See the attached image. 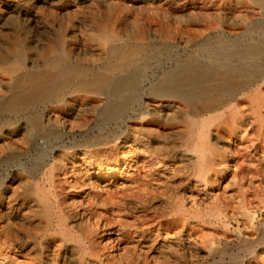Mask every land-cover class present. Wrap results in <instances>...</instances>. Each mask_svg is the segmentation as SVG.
I'll use <instances>...</instances> for the list:
<instances>
[{"label": "rangeland", "instance_id": "rangeland-1", "mask_svg": "<svg viewBox=\"0 0 264 264\" xmlns=\"http://www.w3.org/2000/svg\"><path fill=\"white\" fill-rule=\"evenodd\" d=\"M240 2L0 0V58L15 61L0 62V103L19 74L43 72L48 60L103 70L106 49L116 45L142 46L146 76L158 82L165 71L203 61L197 45L211 36L232 25L239 32L258 27L259 8ZM76 86L26 115L0 114V264H264V110L246 119L247 133L234 131L238 114L228 127L212 128L208 119L217 114L197 116L161 98L145 100L139 119L120 115L104 123L107 98L75 93ZM256 88L264 104V85Z\"/></svg>", "mask_w": 264, "mask_h": 264}, {"label": "bare ground", "instance_id": "bare-ground-1", "mask_svg": "<svg viewBox=\"0 0 264 264\" xmlns=\"http://www.w3.org/2000/svg\"><path fill=\"white\" fill-rule=\"evenodd\" d=\"M27 1V0H26ZM159 1V0H158ZM168 1V0H166ZM172 1V0H171ZM214 1V0H213ZM228 5L239 6L240 0H227ZM29 2V1H28ZM155 2V1H154ZM260 11L263 19L258 27L239 32L237 25H230L229 32L223 30V35L208 39L198 46L202 50L203 61L191 60L186 64L174 70L164 72L163 79L157 82V76L147 77L146 68L142 60L144 49L142 46H111L106 49L109 56L106 68L103 70H94L88 68L73 67L59 61L48 60L45 70L40 73H26L16 76L9 85L8 95L0 103L1 115H26L31 110L49 101L60 99L65 93L70 91V84L76 82L75 93H95L104 95L107 98V104L103 110L104 123L115 117L125 116L127 121L141 118L143 110L146 107L145 100L161 98L181 102L184 110L195 113L197 116L217 114L212 118L208 127L222 128L223 125L229 126V119L234 114L239 115L240 127L234 128V131L240 129L239 133H247L248 126L246 119L252 115H260L264 110L263 102L256 100L255 88L258 89L264 85V33L254 34L256 29H264V0H251ZM9 3V2H8ZM11 3V2H10ZM19 3V2H18ZM176 3V2H175ZM212 3V2H211ZM22 4V3H21ZM170 4V3H169ZM179 5V3H177ZM1 5V4H0ZM26 5V3L24 4ZM37 5V4H36ZM183 5V4H182ZM243 5V4H242ZM18 6V5H17ZM32 6V5H31ZM42 6V5H41ZM45 6V5H44ZM13 7V6H12ZM11 7V8H12ZM40 7V6H39ZM180 7H182L180 5ZM207 7V6H206ZM29 8V7H28ZM179 8V7H178ZM186 8V7H185ZM10 10V9H9ZM185 10V9H184ZM33 11V10H32ZM38 11V10H36ZM35 11V13H36ZM58 12V11H57ZM1 13V12H0ZM49 14V13H48ZM59 14V13H58ZM109 14V13H108ZM4 15V14H3ZM19 15V14H18ZM36 15V14H35ZM38 15V14H37ZM15 16V15H13ZM61 16V15H60ZM59 16V17H60ZM41 17V16H40ZM43 17V16H42ZM46 17V15H45ZM64 17V16H63ZM110 17V16H108ZM62 18V17H61ZM6 19V17H5ZM9 19V18H8ZM11 19V18H10ZM26 19V18H25ZM32 19V17H31ZM53 19V18H52ZM105 19V18H104ZM261 19V18H260ZM13 20V18H12ZM29 20V19H28ZM33 20V19H32ZM39 20V19H38ZM42 20V18H41ZM50 20V19H49ZM106 20V19H105ZM10 21V20H8ZM14 21V20H13ZM24 21V20H23ZM34 21V20H33ZM32 21V22H33ZM53 21V20H52ZM258 21V20H257ZM256 21V22H257ZM21 22V21H20ZM252 22V21H251ZM255 22V21H254ZM255 22V23H256ZM56 23V22H55ZM258 23V22H257ZM5 24V23H4ZM99 24V23H97ZM29 25V24H28ZM38 25V24H37ZM248 25V24H247ZM2 26V25H1ZM64 27V26H63ZM100 27V26H99ZM106 27V25H105ZM2 28V27H1ZM4 28V27H3ZM244 28V27H243ZM52 29V28H51ZM63 29V28H62ZM100 29V28H99ZM102 29V28H101ZM107 29V27H106ZM112 29V28H111ZM221 29V28H220ZM13 30V29H12ZM15 30V29H14ZM17 30V29H16ZM32 30V29H31ZM108 30V29H107ZM21 31V30H20ZM41 31V30H40ZM99 31V30H98ZM101 31V30H100ZM103 31V30H102ZM17 32V31H15ZM34 32V31H33ZM47 32V31H46ZM45 32V33H46ZM55 32V31H54ZM54 32H52L54 34ZM66 32V31H65ZM106 32V31H105ZM109 32V31H108ZM215 32V31H214ZM29 33V31H28ZM35 33V32H34ZM33 33V35H34ZM59 33V32H57ZM63 33V31H62ZM104 34V32H102ZM260 33V31H259ZM20 34V32L18 33ZM40 34V33H36ZM56 34V32H55ZM64 34V33H63ZM66 34V33H65ZM106 34V33H105ZM114 34V33H113ZM15 35V33H14ZM46 35V34H45ZM50 35V34H49ZM108 35V34H107ZM16 36V35H15ZM20 36V35H19ZM61 36V35H60ZM34 37V36H33ZM48 37V36H47ZM53 37V36H52ZM56 37V35H55ZM65 37V36H64ZM63 37V38H64ZM207 37V36H206ZM204 37V38H206ZM15 38V37H14ZM46 38V36H45ZM54 38V37H53ZM36 39V37L34 38ZM1 40V39H0ZM9 40V39H8ZM46 40V39H45ZM51 40V39H49ZM48 40V42H49ZM54 40V39H53ZM203 40V39H202ZM2 41V40H1ZM5 41V40H4ZM11 41V40H10ZM100 41V40H99ZM139 41V40H138ZM142 41V40H141ZM19 42V41H18ZM47 42V41H46ZM52 43V41H50ZM55 42V41H54ZM117 42V41H116ZM126 42V41H125ZM124 42V44H125ZM3 43V42H2ZM7 43V42H6ZM37 43V42H36ZM109 43V41H108ZM123 43V42H121ZM130 43V42H129ZM139 43V42H138ZM4 44V43H3ZM19 44V43H18ZM66 44V43H65ZM111 44V43H110ZM120 44V43H119ZM8 45V44H7ZM26 45V44H25ZM28 45V44H27ZM31 45V44H30ZM109 45V44H108ZM10 46V45H9ZM29 46V45H28ZM101 46V45H100ZM144 46V45H143ZM217 47L213 49V47ZM3 47V46H2ZM32 46L29 47V49ZM163 47V46H162ZM5 48V47H4ZM11 48V47H10ZM14 48V47H13ZM33 48V47H32ZM159 48V47H158ZM156 48V49H158ZM187 48V47H186ZM18 49H21L18 46ZM94 49V48H93ZM101 49V48H100ZM151 47L149 48V50ZM154 49V50H156ZM160 49V48H159ZM166 49V48H165ZM164 49V50H165ZM184 49V48H183ZM9 50V49H8ZM11 50V49H10ZM35 50V48L33 49ZM40 50V49H39ZM152 50V51H154ZM163 50V51H164ZM200 50V52H201ZM15 51V50H14ZM37 51V50H36ZM68 51V50H67ZM199 51V50H198ZM196 50V52H198ZM3 52V51H2ZM28 50L26 51V53ZM105 52V51H104ZM161 52V51H160ZM170 52V51H168ZM9 53V52H8ZM11 53V52H10ZM36 53V52H35ZM157 53V52H156ZM163 53V52H162ZM161 53V54H162ZM1 54V53H0ZM12 54V53H11ZM160 54V55H161ZM195 54V51H194ZM202 54V53H201ZM15 59H19L17 64L23 63L22 55L16 51ZM29 55V54H28ZM27 55V57H28ZM142 55V56H141ZM146 55V54H145ZM152 55V54H151ZM150 55V56H151ZM155 55V54H154ZM198 55V54H197ZM67 56V55H66ZM141 56V57H140ZM1 57V64H10L15 62L13 59ZM107 57V56H106ZM152 57V56H151ZM159 57V56H158ZM143 58V59H144ZM149 58V57H148ZM198 58V56H197ZM34 59V58H33ZM56 59V58H55ZM150 59V58H149ZM196 59V58H195ZM143 62H142V61ZM152 60V59H151ZM155 60V59H154ZM141 61V62H140ZM105 62V61H104ZM140 62V63H139ZM151 63V62H150ZM178 63V64H179ZM99 64V63H98ZM153 64V63H152ZM32 65V64H30ZM29 66V64H28ZM151 66V65H150ZM158 67V66H157ZM165 67V66H164ZM31 68V67H30ZM33 68V67H32ZM4 69V68H3ZM156 69V68H155ZM159 69V68H157ZM170 69V68H169ZM29 70V69H28ZM153 70V69H152ZM160 70V69H159ZM155 70V71H159ZM30 72V71H29ZM14 73V72H13ZM158 74V73H157ZM15 75V74H14ZM13 76V75H12ZM10 76V77H12ZM9 81V80H8ZM76 85V84H75ZM260 86V87H259ZM86 96V95H85ZM159 101V100H158ZM172 102V101H171ZM55 103V102H54ZM158 103V102H157ZM250 103L249 108L245 104ZM180 104V103H179ZM172 104L164 106L168 109ZM105 106V105H104ZM181 108V107H180ZM179 108V109H180ZM245 108V111H244ZM190 109V110H189ZM252 111L249 113V111ZM146 112V111H145ZM221 112V113H220ZM190 113V112H189ZM184 114V113H183ZM188 114V113H187ZM194 114V115H195ZM150 115V114H149ZM151 116V115H150ZM185 116V115H184ZM192 117V116H191ZM263 117V116H262ZM39 114H36L32 120L33 129L40 128ZM184 118V117H183ZM203 118V117H202ZM200 117V119H202ZM185 119V118H184ZM264 119V118H262ZM219 121V122H218ZM135 122V121H134ZM141 122V120H140ZM201 122V121H200ZM205 122V120H204ZM203 122V123H204ZM245 122V125H244ZM248 122V121H247ZM258 122V121H257ZM156 123V122H155ZM202 123V124H203ZM130 124V123H129ZM181 124V123H180ZM264 124V123H263ZM204 125V124H203ZM207 125V124H206ZM235 125V124H234ZM250 125V124H249ZM200 126V124H199ZM202 127V126H201ZM212 127V128H213ZM224 127V126H223ZM245 127V129H244ZM254 127V126H252ZM264 127V126H263ZM183 128V127H182ZM189 128V127H188ZM193 128V127H192ZM195 128V127H194ZM257 128V127H256ZM190 129V128H189ZM188 129V130H189ZM197 129V128H196ZM200 129V128H199ZM207 129V126H206ZM205 129V130H206ZM229 129V128H228ZM160 130V129H159ZM158 130V131H159ZM194 130V129H193ZM198 130V129H197ZM211 130V129H210ZM201 131V130H200ZM190 132V131H189ZM197 132V131H196ZM206 132V131H204ZM208 132V131H207ZM183 133V132H182ZM234 133L235 135L239 134ZM253 133V132H252ZM262 133V132H261ZM37 134V133H36ZM127 134V133H126ZM201 134V133H200ZM205 134V133H203ZM210 134V133H209ZM191 135V134H190ZM199 135V134H198ZM197 135V136H198ZM187 136V135H186ZM210 136V135H209ZM120 137V136H119ZM127 137V136H126ZM188 137V136H187ZM185 137V138H187ZM192 137V136H191ZM204 137V136H203ZM251 137V136H249ZM197 138H201L200 136ZM208 138V137H207ZM196 139V138H195ZM133 140V139H132ZM158 140V139H157ZM240 140V139H239ZM123 141V140H122ZM196 141V140H195ZM194 141V142H195ZM229 141V140H228ZM234 141V140H233ZM197 142V141H196ZM254 142V141H253ZM252 142V143H253ZM188 143V142H187ZM207 144V142H205ZM257 143V142H256ZM189 144V143H188ZM204 144V143H202ZM124 145V144H123ZM130 145V144H129ZM174 145V144H173ZM185 145V144H183ZM195 145V144H194ZM209 145V144H208ZM234 145V144H233ZM131 146V145H130ZM147 146V145H146ZM203 146V145H202ZM134 147V146H133ZM137 147V146H136ZM187 147V146H186ZM127 148V147H125ZM155 148V147H154ZM153 148V149H154ZM181 148V147H180ZM193 148V147H192ZM196 148V147H195ZM209 148V147H207ZM243 148V147H242ZM188 149V148H187ZM198 149V148H197ZM239 149V147L237 148ZM244 149V148H243ZM247 149V148H246ZM264 149V148H263ZM122 150V149H121ZM193 150V149H192ZM126 151V150H125ZM149 151V150H148ZM183 151V150H182ZM187 151V150H186ZM209 151V150H208ZM232 151V150H231ZM246 151V150H245ZM199 152V150H198ZM201 152V150H200ZM199 152V153H200ZM204 152V150L202 151ZM236 152V151H234ZM152 153V152H151ZM184 153V151H183ZM196 153V152H195ZM194 153V155H195ZM123 154V152H122ZM121 154V155H122ZM140 154V153H139ZM161 154V153H160ZM186 154V153H185ZM243 154V153H242ZM258 154V153H257ZM120 155V156H121ZM138 155V154H137ZM148 155V154H147ZM146 155V156H147ZM239 155V154H238ZM149 156V155H148ZM151 156V155H150ZM197 156V154H196ZM119 157V156H118ZM159 157V156H158ZM121 158V157H120ZM149 158V157H148ZM152 158V156H151ZM161 158V157H160ZM197 158V157H196ZM169 159V158H168ZM200 159V157H199ZM206 159V158H205ZM80 160V159H79ZM198 160V159H197ZM127 161V160H126ZM125 161V162H126ZM129 161V160H128ZM164 161V160H163ZM213 161V160H212ZM59 162V161H58ZM72 162V161H71ZM161 162V161H160ZM181 162V161H180ZM204 162V161H203ZM62 163V162H61ZM60 163V164H61ZM76 163V162H75ZM178 163V162H177ZM194 163V162H193ZM213 163V162H212ZM64 164V162H63ZM113 164V163H112ZM115 164V162H114ZM123 164V163H121ZM204 164V163H203ZM81 165V163H80ZM56 166V165H55ZM68 166V165H67ZM108 166V165H107ZM161 166V165H160ZM193 166V165H192ZM198 166V165H197ZM205 166V165H204ZM214 166V165H213ZM58 167V166H57ZM69 167V166H68ZM84 167V166H83ZM121 167V166H120ZM167 167V166H166ZM172 167V166H171ZM170 167V168H171ZM181 167V166H180ZM194 167V166H193ZM60 168V167H59ZM62 168V167H61ZM199 167H197L198 169ZM202 168V167H201ZM212 168V167H211ZM52 169V168H51ZM50 169V170H51ZM93 169V168H92ZM104 169V168H103ZM169 169V168H168ZM243 169V168H242ZM201 170V169H199ZM240 170V169H239ZM70 171V170H69ZM121 171V170H120ZM124 171V170H123ZM171 171V170H170ZM99 172V170H98ZM105 172V171H104ZM117 172V171H116ZM119 172V171H118ZM138 172V171H137ZM199 172V171H198ZM207 172V170H206ZM242 172V171H241ZM52 173V172H51ZM125 173V172H124ZM101 177V172H99ZM106 174V173H105ZM107 173V176L108 177ZM118 174V173H117ZM122 174V173H121ZM175 174V173H174ZM70 175V174H69ZM114 175V174H113ZM142 175V174H141ZM112 176V175H111ZM145 176V175H144ZM201 176V175H200ZM253 176V175H252ZM105 177V178H106ZM116 177V175H115ZM170 177V176H169ZM205 177V176H204ZM113 178V176H112ZM120 178V177H119ZM144 178V177H143ZM200 178V177H199ZM101 179V178H100ZM202 179V176H201ZM200 179V180H201ZM60 180V178H59ZM83 180V179H82ZM117 180V179H116ZM143 180V179H142ZM199 180V181H200ZM203 180V179H202ZM100 181V180H98ZM97 181V182H98ZM112 181V180H111ZM95 182V181H94ZM110 182V180H109ZM74 183V182H73ZM96 183V182H95ZM78 184V182H77ZM90 184V183H89ZM114 184V183H113ZM129 184V183H128ZM127 184V185H128ZM145 184V183H144ZM143 184V185H144ZM248 184V183H247ZM57 185V184H56ZM59 185V184H58ZM98 185V184H97ZM100 185V184H99ZM102 185V184H101ZM126 185V186H127ZM141 185V184H139ZM137 188V187H135ZM135 188H133L135 190ZM140 188V187H139ZM195 188V187H194ZM111 189V188H110ZM132 189V190H133ZM128 190V189H127ZM131 190V191H132ZM139 190V189H138ZM254 190V189H253ZM110 191V190H109ZM137 191V190H136ZM250 191V189H249ZM126 192V189H125ZM28 193V192H27ZM113 193V192H112ZM131 193V192H130ZM57 194V193H56ZM123 194V193H122ZM108 195V194H107ZM110 195V194H109ZM57 196V195H56ZM22 197V196H21ZM24 197V196H23ZM43 197V196H42ZM111 197V196H110ZM145 197V196H144ZM29 198V197H28ZM26 198V199H28ZM55 198V197H54ZM137 198V197H136ZM58 199V198H57ZM112 198H110L111 200ZM154 199V198H153ZM124 200V199H123ZM138 201V200H137ZM113 202V201H112ZM115 203V202H114ZM194 204V202H193ZM48 205V204H47ZM51 206V205H50ZM257 206V205H256ZM16 207V206H15ZM259 207V206H258ZM54 209V208H52ZM204 209V208H203ZM262 209V208H261ZM55 210V209H54ZM29 211V210H28ZM63 211V210H62ZM179 211V210H178ZM42 212V211H41ZM57 212V211H56ZM59 212V211H58ZM123 212V211H122ZM185 212V209H184ZM177 213V212H176ZM57 214V213H56ZM174 214V213H173ZM231 214V213H230ZM64 216V215H63ZM252 216V215H251ZM40 217V216H39ZM59 217V216H58ZM66 217V216H65ZM234 217V216H233ZM41 218V217H40ZM185 218V217H183ZM222 218V216H221ZM57 219V218H56ZM170 220V219H169ZM188 220V219H187ZM253 220V219H252ZM33 221V220H32ZM147 221V220H146ZM162 221V220H161ZM204 221V220H202ZM223 221V220H222ZM9 222V221H8ZM151 222V220H150ZM190 222V221H189ZM12 223V222H11ZM25 223V222H24ZM30 223V222H29ZM52 223V222H50ZM114 223V222H113ZM10 224V223H8ZM57 224V223H56ZM67 224V222H66ZM97 224V223H96ZM145 224V223H144ZM161 224V223H160ZM179 224V223H178ZM223 224V223H222ZM14 225V224H13ZM41 225V224H40ZM49 225V224H48ZM101 225V224H100ZM109 225V224H108ZM43 226V225H42ZM104 226V225H103ZM147 226V225H146ZM244 226V225H243ZM185 228V225H183ZM60 228V227H59ZM149 228V227H148ZM183 228V229H184ZM254 228V227H253ZM10 229V228H9ZM32 229V228H31ZM30 229V230H31ZM42 228H40L41 231ZM49 229V228H48ZM137 229V228H136ZM151 229V228H150ZM247 229V227H246ZM3 230V229H2ZM45 230V228H44ZM105 230V229H104ZM143 230V229H142ZM145 230V229H144ZM143 230V231H144ZM149 230V229H147ZM250 230V229H249ZM4 231V230H3ZM39 231V232H40ZM137 231V230H135ZM2 232V231H1ZM6 232V231H5ZM11 232V231H10ZM14 232V229H13ZM17 232V231H16ZM24 232V231H23ZM53 232V231H51ZM108 232V231H106ZM116 232V231H115ZM134 232V231H133ZM55 234V233H53ZM52 234V235H53ZM132 234V233H131ZM257 234V233H256ZM261 234V233H259ZM168 235V234H167ZM250 235V234H249ZM253 235V233H252ZM11 236V235H10ZM23 236V235H22ZM106 236V235H105ZM132 236V235H131ZM143 236V235H142ZM165 236V235H164ZM224 236V235H223ZM227 236V235H226ZM35 237V236H34ZM40 237V236H39ZM159 237V236H158ZM157 237V238H158ZM245 237V236H244ZM247 237V236H246ZM143 238V237H142ZM183 238V237H182ZM224 238V237H223ZM250 238V237H249ZM263 238V237H262ZM15 239V237H14ZM52 239V238H51ZM105 239V238H104ZM112 239V238H111ZM116 239V238H114ZM253 239V238H252ZM24 241V240H23ZM40 241V240H39ZM122 241V240H121ZM249 241V240H248ZM257 241V240H256ZM255 241V242H256ZM264 241V240H263ZM121 243V242H120ZM261 243V242H260ZM7 244V243H6ZM26 244V242H25ZM34 244V243H33ZM39 244V243H38ZM41 244V243H40ZM149 244V243H148ZM161 244V243H160ZM249 244V243H247ZM94 245V244H93ZM258 245V244H257ZM14 246V245H13ZM242 246V245H241ZM264 246V242L260 245ZM253 250L251 255H257L258 248ZM41 247V246H40ZM84 247V246H83ZM15 248V247H14ZM145 248V247H144ZM155 248V247H154ZM241 248V247H240ZM83 249V248H82ZM157 249V247H156ZM164 249V248H163ZM42 250V249H41ZM40 250V251H41ZM243 251H241L242 253ZM250 253V251H248ZM24 253V252H23ZM42 253V252H41ZM248 253V255H249ZM38 254V252L36 253ZM157 254V253H156ZM162 254V253H161ZM238 254V253H237ZM246 254V253H245ZM97 255V254H96ZM144 255V253H143ZM236 255V254H235ZM259 255V254H258ZM105 257V256H104ZM146 257V256H145ZM56 258V257H55ZM152 258V257H151ZM170 258V257H169ZM238 258V257H236ZM250 258V257H249ZM235 259V258H234ZM243 260V259H242ZM246 261V259H245ZM99 262V261H98ZM262 262V261H261ZM260 262V263H261ZM253 263V262H252ZM264 263V259H263ZM27 264V263H26ZM235 264V263H234Z\"/></svg>", "mask_w": 264, "mask_h": 264}]
</instances>
